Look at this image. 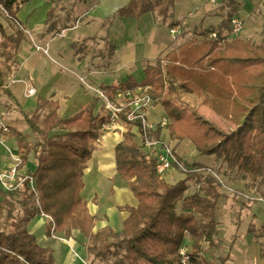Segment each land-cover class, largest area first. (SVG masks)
<instances>
[{
	"label": "trees",
	"instance_id": "1",
	"mask_svg": "<svg viewBox=\"0 0 264 264\" xmlns=\"http://www.w3.org/2000/svg\"><path fill=\"white\" fill-rule=\"evenodd\" d=\"M28 1L0 0V12L5 11L23 28L18 14ZM174 2L131 0L118 15L140 19L157 11L167 20ZM225 10L219 27L201 30L196 37L160 56L145 67L141 81L130 76L117 85L101 84L99 91L104 97H95L69 118L59 113L57 101L40 97L33 111L20 108L30 133L9 125L7 133L0 129L16 139L19 173L31 157L36 164L34 170L20 173V187L0 190V264L55 263L54 251L41 246L29 231L30 222L38 215L47 217L49 236L56 232L70 239L78 231L86 239L85 249L92 264H180V249L188 246L187 236L192 239L196 263V254L203 245L215 244L225 198L221 183L201 163L179 158L175 148L172 152L185 167V179L169 184L157 173V161L146 156L134 128L151 140H160L163 129L158 125L146 131L141 119L128 118L130 104L139 95L162 107L172 142L191 140L201 156H214L221 162L217 175L236 172V177L248 181L264 196V44L232 39L231 21L238 16L240 4L225 0L221 11ZM176 25L169 23L170 28ZM212 33L217 36L211 37ZM1 35L7 58L0 61V93L13 100L4 85V68L26 35L23 29ZM139 88L142 91L137 95ZM127 91L131 95H125ZM168 91L174 93L173 99L166 97ZM108 103L121 108L117 122L125 128L123 140L115 147L117 175L138 201L136 207H121L129 216L120 233L110 227L95 232L97 218L82 197L85 170L105 126L112 123L113 111ZM201 106L229 119L235 127L226 131L217 126L199 113ZM55 130L63 133L52 135ZM191 182H196L199 189L189 195ZM248 230L256 239L264 237V227L256 229L253 222Z\"/></svg>",
	"mask_w": 264,
	"mask_h": 264
},
{
	"label": "crops",
	"instance_id": "2",
	"mask_svg": "<svg viewBox=\"0 0 264 264\" xmlns=\"http://www.w3.org/2000/svg\"><path fill=\"white\" fill-rule=\"evenodd\" d=\"M130 1L81 0L74 13L68 9L61 17L66 24L62 30L65 36L59 44L60 50H72L74 47L82 46L98 51L104 44L113 51V53L110 52L111 54L106 53L101 61L98 60L99 58H93L91 61H85L83 58L78 61L73 54L71 55L72 61L75 60L77 66H83L89 62L86 72L89 80L86 86L61 69L53 58L24 49L23 67L18 75L23 79L29 78L30 84L25 87L16 82L10 83L8 87L14 96L11 100L19 108L18 110L22 108L26 112L33 111L37 106L38 98L41 97L57 101L59 113L63 118H69L78 111L80 106L91 103L97 97L91 91L95 83L99 86L101 84L117 85L130 76L141 81L147 65L154 64L160 56L166 55L179 45L196 37L199 31L219 27L227 12V10L221 11L225 0H175L171 16L167 20H163L157 11L147 13L140 19L119 16L118 11ZM236 1L240 4L238 16L245 22L244 33L242 32V36L238 38L243 41L249 40L255 45L264 44V0ZM53 8L51 0H29L19 12L18 19L24 27L45 32V34L50 33L59 22H63L55 17ZM50 13H52L51 17H49ZM171 22L177 23L173 29L169 27ZM96 24H99L98 33L97 27H94L97 26ZM171 29L177 33L171 34ZM89 31L94 35H88L89 37L85 38ZM224 32L227 34L226 31ZM58 33L61 32L58 31ZM95 33L99 35L96 36ZM83 35H85L83 38H78ZM25 42L26 40L22 44ZM54 50H57L55 46ZM60 57L62 60L60 65L69 66L68 60L63 59L65 55ZM135 73H139L141 77L137 78ZM29 87L36 89L35 95H28ZM103 103L104 101H101L98 108ZM14 104L12 109L7 105L6 112H14ZM214 114L217 115L215 112ZM23 122L21 118L9 119V125L12 128L30 133V129ZM124 131L125 128L118 123L114 124L113 129L105 130L96 144V149L84 173L85 187L82 197L90 213L97 218L95 232L105 227H110L118 233L122 232L129 212L122 211L121 207L138 205L134 194L126 187L116 170L115 147L123 140ZM59 133L63 131L55 130L52 135ZM168 138H170L169 135ZM0 139L3 140V143H0L1 171L12 165V159L18 156V149L15 138L0 132ZM7 148L12 152L10 153ZM176 155L181 158L178 150ZM215 161V157L211 156L208 161L199 163L217 171L221 162L218 161V164L213 166L212 163ZM35 167V161L31 157L23 173L34 170ZM185 177L182 170L173 168L163 179L169 184H176ZM218 177L223 185L225 198L219 211L215 244L203 245L202 251L196 254V264H264V237L256 239L248 230L252 222L256 229L264 227V196L259 190L251 188L248 181L236 177V172L230 175L222 172L218 174ZM190 185L189 195L199 189L196 182H191ZM0 190H3L1 185ZM46 222L45 215L36 216L29 224V231L36 236L41 246L54 251V264H77L80 252L85 254L84 257L81 256L82 260L90 258L92 264V257L87 254L85 246L82 249L77 244L78 240L86 243V239L78 231H74L70 239L56 232L49 236L46 232ZM185 243L192 247L190 236H187Z\"/></svg>",
	"mask_w": 264,
	"mask_h": 264
},
{
	"label": "rangeland",
	"instance_id": "3",
	"mask_svg": "<svg viewBox=\"0 0 264 264\" xmlns=\"http://www.w3.org/2000/svg\"><path fill=\"white\" fill-rule=\"evenodd\" d=\"M51 1L53 3V7H54L53 8V11L55 13L54 15H55V17H58V20H61V22L63 21L61 19V17L63 15H65L66 11L68 9H70L71 12H73V11L75 12L77 10V7L79 6V4L81 2V0H79V1H77V0H51ZM67 1H69V2H67ZM65 24L66 23L64 21L62 23L59 22L57 24V26L54 27V30L52 32L45 34V32L42 33V32H38V31H34V30H31L27 27L21 28L15 21H13L12 19H10L8 17V15L6 14L5 11L0 12V32L2 34L5 33L6 35H11V34H14L16 31L23 29L24 34L26 35V42L22 44L21 48L17 51L14 58L8 60V64H6V66L4 68V85L7 88L9 87L12 80L17 81L20 84H23L25 87L28 84H30L29 78L23 79V78H20L18 75L19 70L23 67V65H22L23 61L22 60H24V53H25L24 49H27L26 51H30L31 53L37 52V53H41L43 55H46L48 57L53 58V61L56 62L60 66L61 69L67 71V73L76 77L82 85L86 86L88 84L89 79L87 77L86 72H87V69L89 68V62L83 64V66H77V62H75V60H74V62L72 61L71 55L73 54V57H75V59L78 61H81L83 58L85 61H91V60H93V58L94 59L99 58L98 60L101 61L102 58H104L106 56L105 55L106 53L107 54H108V52L113 53V51L108 49V47L104 44L101 45V47L98 51H97V49L91 50V49L84 48L82 46L74 47L72 50H63V51L60 50L59 44H60L61 40L63 39V37L65 36V32L62 31L64 29ZM96 25L97 26H94V27H97L96 29H97V33H98L99 24H96ZM171 30H170V33L172 34ZM58 31L61 33H58ZM1 33H0V61H3V60H5V58H7V55H5V53H4V48H3V38L4 37L1 35ZM243 33H241V36ZM88 35L92 36L94 34H91V32L89 31L86 33L85 38L89 37ZM98 35L99 34H96V36H98ZM84 36L85 35L80 36V37L78 36V38H83ZM241 36H239V37H241ZM231 38L233 39V37H231ZM79 40H82V39H79ZM54 46L57 48L56 51L54 50ZM62 55H65V57H63V59L68 60L67 64L69 66H66L63 64L60 65V63H62L60 56H62ZM135 75L137 78L141 77V75L139 73H135ZM95 84L96 85L93 88H91L92 89L91 91L94 94H96L97 96H102V94L99 91L98 83H95ZM29 88H31V87H29ZM166 97L173 99L174 93L172 91H168V93L166 94ZM13 104L14 103L12 102L11 99H9L6 95L0 93V109H1L0 120L3 121L4 123H6L7 125H9V119H11V118L23 119L22 114L18 110L19 108L16 106V104H14V107H15L14 112H12V113L6 112V106L9 105L12 109ZM148 109H149V112H148L149 117L147 118V120H149V122L154 124L156 127L159 123H161V121L165 117L164 111H163L161 106H154V105H150L148 107ZM198 111L206 119L210 120L211 122H213L214 124H216L217 126L221 127L222 129H224L226 131H231L230 128H234V126H233L234 124L232 121L228 122V119H225V118L223 119L221 117H218L217 115L214 114V111L211 110L207 106L199 107ZM116 123L120 124L117 121L113 122L111 129H113L114 124L116 125ZM228 127H230V128H228ZM137 131H138L137 128H134V132L137 133ZM168 135H169L168 130L164 129L162 132L161 139L168 144L170 149L175 148L176 150H178V153H180L182 160L188 161L190 163L191 162H198L199 163V162L208 161L209 157L208 156H201L196 151V148H195L194 144L191 142V140L185 139V140L180 141L178 143L172 142L170 140V138H168ZM12 161H13V163L10 167H12L16 164L15 158L12 159ZM212 164H213V166H216L218 164V161L216 160ZM10 167H8V168H10ZM175 168H177V166H175ZM211 170L214 171L215 173L217 172L213 168H211ZM212 171L209 172L208 170H206V172L210 173V174H213ZM20 173H21V175L24 174L23 171H20ZM119 181H121L120 178H119ZM198 188L196 187V189H198ZM77 244L79 246H81L82 249H84L85 242H83V241L81 242L80 240H78ZM76 248L78 249V246ZM79 256H80V258L78 259L77 264H83V263L84 264H91L90 258L84 259V261L82 260V257H84L85 254L80 252ZM113 261L114 260H111V263ZM101 264H105V263H101Z\"/></svg>",
	"mask_w": 264,
	"mask_h": 264
},
{
	"label": "built area",
	"instance_id": "4",
	"mask_svg": "<svg viewBox=\"0 0 264 264\" xmlns=\"http://www.w3.org/2000/svg\"><path fill=\"white\" fill-rule=\"evenodd\" d=\"M214 2V1H213ZM245 28V22L244 20L239 17L235 16L233 17L231 21V35L230 37H239L241 33L243 32ZM172 34H176L177 32L175 30H171ZM211 37H216V33H212L210 35ZM17 81L12 80L11 83H16ZM142 91L141 88L137 90V95ZM36 89L34 87H31L28 89L29 95H35ZM101 93V92H100ZM102 94V93H101ZM125 95L129 96L131 95V92L127 91L125 92ZM104 97L103 94L101 96ZM150 105H153L151 100L149 98H146L144 96H137V98L130 104L131 111L128 115V118L130 120H137L141 119L143 128L147 130H153L156 129L158 125L161 126V128L164 130L166 129L168 125V119L167 117H164L161 123H159L156 127L154 124L150 123L147 118L149 117L148 107ZM107 107L110 108L113 111L112 115V123L105 126V130L111 129V126L113 125V122H116L118 119V113L121 112V108H115L110 103L107 104ZM137 128V127H135ZM0 129H2L5 133L9 132V128L6 123L0 120ZM137 136L138 140L140 141V145L146 154L148 158L155 159L157 161L156 163V169L157 173L163 178L167 172H169L171 169L175 168L177 166L180 170H185V167L183 163H181L176 155L172 152V149L168 146L166 142H164L162 139L160 140H151L146 137H142V134L140 133L139 129L137 128ZM162 130V132H163ZM0 143H3V140L0 139ZM7 150L11 153L12 151L7 148ZM16 164L10 168H6L0 171V185L4 191H11L15 190L18 187L21 186L23 180L21 179V175L19 173V165L21 163V160L19 156L15 157ZM209 172H211V169H207ZM213 175L218 179V181L221 183L220 178L218 175L214 172ZM31 185L34 187V182L31 181ZM222 185V183H221ZM223 187V185H222ZM181 254V261L180 264H196L193 260V251L188 246H183L180 249Z\"/></svg>",
	"mask_w": 264,
	"mask_h": 264
}]
</instances>
